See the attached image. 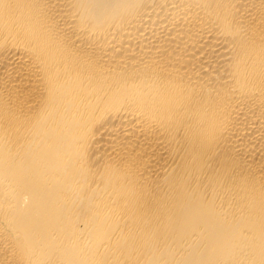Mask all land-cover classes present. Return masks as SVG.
Segmentation results:
<instances>
[{
    "label": "bare ground",
    "instance_id": "obj_1",
    "mask_svg": "<svg viewBox=\"0 0 264 264\" xmlns=\"http://www.w3.org/2000/svg\"><path fill=\"white\" fill-rule=\"evenodd\" d=\"M0 264H264V0H0Z\"/></svg>",
    "mask_w": 264,
    "mask_h": 264
}]
</instances>
